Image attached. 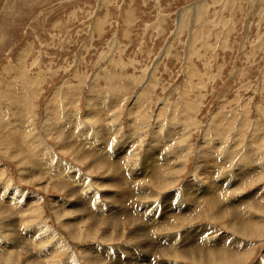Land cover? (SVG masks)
Instances as JSON below:
<instances>
[{"label":"rangeland","instance_id":"obj_1","mask_svg":"<svg viewBox=\"0 0 264 264\" xmlns=\"http://www.w3.org/2000/svg\"><path fill=\"white\" fill-rule=\"evenodd\" d=\"M149 148L159 156L153 166L167 160L158 183L137 168ZM85 149L122 152L121 170L140 182L121 185L132 192L125 209L175 219L155 235L207 227L199 241L234 247L211 264H264V0H0V208L18 213L0 211L8 264H114L130 246L129 222L109 229L103 221L113 215L104 195L116 188L79 158ZM213 179L225 212L178 220ZM78 197L99 210L94 227L74 211ZM230 206L251 233L230 228ZM221 235L227 240L216 242ZM171 253L147 258L203 264Z\"/></svg>","mask_w":264,"mask_h":264},{"label":"bare ground","instance_id":"obj_2","mask_svg":"<svg viewBox=\"0 0 264 264\" xmlns=\"http://www.w3.org/2000/svg\"><path fill=\"white\" fill-rule=\"evenodd\" d=\"M13 138V137H12ZM16 140V139H15ZM23 141V139H22ZM21 140H19V142L16 144L17 147L21 150H24L23 148H25L23 142ZM104 140H102V144ZM16 143V142H15ZM15 145V146H16ZM69 145V144H67ZM89 146V145H88ZM92 146V145H91ZM120 146V145H119ZM90 147V146H89ZM150 147V146H149ZM68 148V147H67ZM152 148V147H151ZM150 149V148H149ZM153 149V148H152ZM74 150V149H73ZM125 149L122 148V152H124ZM28 152V151H27ZM77 152V151H76ZM122 152H118V150L112 149L109 152L105 154H99L96 153L94 151L85 149L82 152V155H79V157L81 160H86L90 162L91 166L94 167H99L101 169H104V173L105 175H107V177H105V179H102L101 182L106 183L108 185V183H111V186H114L116 188V190L114 191L113 194H105V202L103 201L102 205L104 210H107L109 213L111 212L113 215L110 217V219H106L103 221H106V225H108L107 227L109 229L114 228V227H118L120 225H122L121 220L125 219V221L129 222L132 225V230L128 233L127 235V240L129 241V247H125L123 249V252L120 253V255L117 256L116 261L114 262V264H177V263H172L171 261H153L152 260L148 261V256H155V253H157L156 255H159V257H162L164 255H166L168 252H172L171 254H174L172 257L174 259H187V260H191V261H199L202 262L203 264H211V261L216 260L217 262H219V260H222L221 258H223V256L226 254V252H228V254L230 252H232L231 250H233L234 247L232 248H222V247H218V248H210V239H205L202 241H199V237H197L196 235H198V232H201V234H203L205 231H207V227L203 228H192L190 230H184V231H180V232H176L173 234H168V233H158V234H154L156 231L159 230H165L166 228H168L169 226L171 227L173 223V219L171 222L169 220V217L166 216L163 212H160V220H158L157 218H153L150 214H141L142 209L139 207L138 208V204H137V211L132 214V211H128L125 209V203L128 201V198L132 195V192L129 189H122L121 185L123 184H128L126 185L127 187L129 186V182H135L137 177V172H133L131 175L129 173V171H122V167H124L123 163H124V158L122 157L121 153ZM78 153V152H77ZM76 153V154H77ZM86 153V154H85ZM133 154V153H132ZM158 154V153H157ZM157 154L155 153V151H151L147 150L145 152V156L144 159L141 161L140 163V167L138 166L137 168H142L144 170L143 174L142 173V177H146L147 179H150L152 181H157L159 180V178H161L162 180V176L161 177V173L160 170L162 168H164L167 164V160L165 158H163V165L160 166L159 168H157L156 166H153L155 164V162H159V156L157 158ZM161 157V156H160ZM114 160H111V159ZM198 158V157H197ZM222 158V157H221ZM80 160V161H81ZM209 160V159H208ZM126 161V160H125ZM128 162V161H127ZM152 162V163H151ZM157 165V164H155ZM36 166V165H35ZM126 166V165H125ZM152 167L153 168L152 171H149ZM170 167V166H169ZM127 168V167H126ZM126 168H123L124 170H126ZM212 168V167H211ZM97 169V168H95ZM167 169V168H166ZM98 170V169H97ZM129 170V169H128ZM138 170V169H137ZM100 171V170H99ZM147 171V172H146ZM165 171V170H164ZM205 171V170H204ZM94 172V171H93ZM252 172L254 173V171L252 170ZM251 172V173H252ZM103 173V174H104ZM140 173V172H138ZM167 173V172H166ZM165 173V174H166ZM250 173V174H251ZM237 174V173H236ZM34 174H32L31 176H33ZM40 175V174H39ZM176 175V174H175ZM174 175V176H175ZM209 175V174H208ZM129 176H131L129 178ZM160 176V177H159ZM177 176V175H176ZM248 176V175H247ZM48 177V176H47ZM42 175L41 177L39 176V178L37 177V175H35V179H42ZM143 178V179H146ZM170 178V177H169ZM139 179V178H138ZM167 178H165L164 180L166 181ZM175 179V178H174ZM27 180V179H26ZM163 180V181H164ZM211 180V179H209ZM208 180V181H209ZM164 181V182H165ZM175 181V180H174ZM192 181V179L190 180ZM58 184V188H65L68 192V195H74V193L76 194V189L73 188H69L68 186V182L64 181V180H56L55 181ZM138 183H140L139 181H136ZM159 181H157L158 183ZM168 183V181H166ZM176 182V181H175ZM173 182V183H175ZM214 179L212 181L206 182L208 185L203 184V188L200 194H197L195 196H192L191 194H189V192L194 190V185L191 183L188 187H186V193H188L189 195L192 196V198H189L191 200V202H193L195 204V206L193 207V209L189 210V208H180L179 209V214L178 216L180 218H178V220H187V218H189V214L191 215V213L193 211H201L199 212L200 215L202 216H211L212 217H219V215H222V213L225 212V210L223 211L222 209H219V204L217 202V199H219L218 194L215 192L214 188L216 185H218V180L213 184ZM252 182V181H251ZM156 184V182H154ZM197 183V182H196ZM218 183V184H217ZM134 184V183H133ZM132 183L130 185H133ZM136 184V183H135ZM170 184V183H168ZM167 184V185H168ZM172 184V183H171ZM211 184H213L211 186ZM137 185V184H136ZM139 185V184H138ZM166 185V186H167ZM46 186V185H45ZM158 186V184H157ZM165 186V185H164ZM165 186V187H166ZM219 186V185H218ZM217 186V187H218ZM141 187V186H140ZM209 187H211L208 191L207 194H203ZM220 187V186H219ZM107 188V187H106ZM143 188V187H142ZM164 188V187H163ZM239 188V187H238ZM166 189V188H165ZM196 189V188H195ZM227 189V188H226ZM135 190V189H134ZM160 190H163L162 188ZM184 190V189H183ZM111 191V190H110ZM145 191V190H144ZM195 191V190H194ZM197 191V192H198ZM223 191V190H222ZM221 191V192H222ZM113 192V191H112ZM147 192V191H146ZM196 192V191H195ZM198 192V193H199ZM255 192V191H254ZM109 193V192H108ZM145 194V193H144ZM184 194V193H183ZM136 195V194H135ZM140 193L139 196L136 197H140ZM185 195V194H184ZM220 195H222L220 193ZM257 195V194H256ZM249 196V195H248ZM246 196V197H248ZM203 198V202H200L199 204V199ZM223 198V197H222ZM131 199V198H129ZM137 200V198H135ZM134 199V200H135ZM92 200V199H91ZM201 200V199H200ZM251 200V199H250ZM185 201V200H184ZM246 201V200H245ZM247 201H249L247 199ZM247 201L245 203H247ZM79 202L81 203L79 205ZM90 202V201H89ZM234 202V201H233ZM75 203L77 204L75 206L74 211H84L81 212L80 217L82 216H86V217H91L90 221L92 222V227H94L97 222H99L98 218H94V216H97V213L99 210L97 209H93L88 207L87 205H85L84 200L80 197H78L75 201ZM92 204V202H90ZM135 203V202H133ZM199 204V205H198ZM205 204L204 206H201ZM2 205V204H1ZM10 205V204H9ZM101 205V207H102ZM132 205V204H131ZM136 205V204H135ZM143 205V204H141ZM140 205V206H141ZM229 205V204H228ZM4 206V205H2ZM144 206V205H143ZM185 206V205H184ZM238 207V205H236ZM160 207V206H159ZM182 207V206H181ZM186 207V206H185ZM252 207V206H251ZM102 208V209H103ZM158 208V207H157ZM192 208V207H191ZM225 208V207H224ZM228 208V206H227ZM240 208H242L240 206ZM232 211H231V210ZM130 210V209H129ZM163 210V209H162ZM222 210V211H221ZM229 210L231 211V216H229V218H231L232 224L231 225H235L236 223V228L235 227H230L232 230H237L238 232H244L245 234L247 233H251L252 231V226L251 228H247L244 220H243V215L242 212L238 210H236V208H229ZM228 210V211H229ZM0 211L4 212V213H8V215L15 217V214H18L16 211L12 210L11 208H6V206H4L3 208H0ZM106 211V212H107ZM159 211V210H158ZM190 211V212H189ZM64 212V211H63ZM66 212V211H65ZM147 212V210H146ZM145 212V213H146ZM152 212V211H151ZM154 212V211H153ZM167 213V212H166ZM170 213V212H169ZM183 213V214H182ZM103 214V213H102ZM106 214V213H105ZM228 214V213H227ZM226 214V215H227ZM101 215V214H100ZM108 215V213H107ZM147 215V216H146ZM154 215V214H153ZM225 215V216H226ZM171 216V214H170ZM175 216H177L175 214ZM104 217V216H103ZM109 217V216H108ZM222 217V216H221ZM171 218V217H170ZM246 218V216L244 217ZM86 219V218H85ZM172 219V218H171ZM177 219V218H176ZM190 219V218H189ZM221 219V218H219ZM249 219V218H248ZM140 220V221H139ZM144 220H149L151 221L153 224L151 225V222L148 221H144ZM177 220V221H178ZM223 220V219H222ZM81 221V220H80ZM79 221V222H80ZM86 221V220H85ZM101 221V222H103ZM247 221V220H246ZM168 222V223H167ZM250 222V221H249ZM76 223L74 220H67L66 221V227L70 228L71 231L74 230ZM166 226L162 228H159L160 225L162 224H166ZM79 224V223H78ZM100 224V223H99ZM103 225V224H102ZM117 225V226H116ZM184 225V224H183ZM79 226V225H78ZM97 227V226H96ZM175 227V226H174ZM210 227V226H209ZM78 228V227H77ZM159 228V229H157ZM169 229V228H168ZM92 230H94L92 228ZM209 230V229H208ZM213 230V229H212ZM75 231V230H74ZM110 231V230H109ZM97 232V231H96ZM163 232V231H161ZM212 232V231H211ZM90 233V232H89ZM110 233V232H109ZM123 233V232H122ZM157 233V232H156ZM197 233V234H196ZM206 233V232H205ZM237 233V232H236ZM261 233V232H260ZM115 234V233H114ZM154 234V235H153ZM196 234V235H195ZM244 234V235H245ZM112 235V234H111ZM122 235V234H121ZM120 235V236H121ZM9 236V235H8ZM106 236V235H105ZM110 236V234H109ZM200 236V235H199ZM237 236V235H236ZM91 237V236H90ZM113 237V236H112ZM214 237V236H213ZM237 238V237H236ZM240 238V237H239ZM106 239V238H105ZM17 240V239H16ZM224 240H227V237L225 235H221L219 238H217L215 241L216 242H222ZM236 240V239H235ZM24 243H26V241L23 239L21 240ZM20 241V242H21ZM168 242V245H167ZM35 243V242H34ZM173 244L175 245L174 247H170L173 246ZM33 245V244H32ZM170 245V246H169ZM234 245V244H233ZM34 246V245H33ZM169 246V247H168ZM123 247V246H122ZM120 248V247H119ZM12 249V248H11ZM176 251H174V250ZM229 249V250H227ZM135 251H144V257H139V256H135ZM119 253V252H118ZM139 253V252H138ZM141 253V252H140ZM102 254V253H101ZM142 254V253H141ZM140 254V255H141ZM235 254V253H233ZM12 255V254H11ZM87 255V254H86ZM230 255V254H229ZM13 256V255H12ZM15 256V255H14ZM99 256V255H97ZM20 256L18 254H16L15 259L18 260ZM103 257V256H102ZM211 257V259H210ZM226 257V256H225ZM250 257V256H249ZM95 258V257H94ZM157 258V257H156ZM164 258V257H163ZM228 258V257H227ZM33 260H31L32 262H35L33 264H43L44 261L36 258V257H32ZM51 259V258H50ZM96 259V258H95ZM161 259V258H160ZM232 259V258H231ZM235 259V258H234ZM233 259V260H234ZM98 260V259H97ZM227 260V259H226ZM230 260V259H229ZM0 261H3L5 264L11 263L13 262V257L9 256H5V257H0ZM174 261V260H173ZM96 262V261H95ZM94 262V263H95ZM98 262V261H97ZM124 262V263H123ZM180 262V261H179ZM93 263V264H94ZM185 263V262H184ZM221 263V262H220ZM224 263V262H223ZM222 263V264H223ZM241 263V262H240ZM214 264V263H213Z\"/></svg>","mask_w":264,"mask_h":264}]
</instances>
